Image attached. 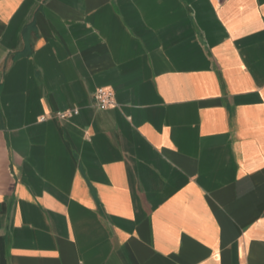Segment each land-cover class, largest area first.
<instances>
[{
    "label": "crops",
    "instance_id": "crops-1",
    "mask_svg": "<svg viewBox=\"0 0 264 264\" xmlns=\"http://www.w3.org/2000/svg\"><path fill=\"white\" fill-rule=\"evenodd\" d=\"M0 264H264V0H0Z\"/></svg>",
    "mask_w": 264,
    "mask_h": 264
},
{
    "label": "built area",
    "instance_id": "built-area-1",
    "mask_svg": "<svg viewBox=\"0 0 264 264\" xmlns=\"http://www.w3.org/2000/svg\"><path fill=\"white\" fill-rule=\"evenodd\" d=\"M93 98L98 108L106 109L115 105L114 94L109 88L99 86L93 92ZM71 112H61L58 116L65 118L70 115Z\"/></svg>",
    "mask_w": 264,
    "mask_h": 264
}]
</instances>
